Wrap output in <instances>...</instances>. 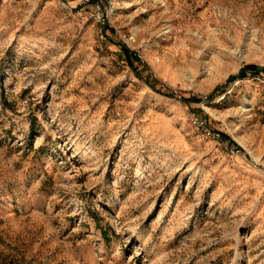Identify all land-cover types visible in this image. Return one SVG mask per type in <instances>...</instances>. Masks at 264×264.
<instances>
[{"label":"rangeland","instance_id":"1","mask_svg":"<svg viewBox=\"0 0 264 264\" xmlns=\"http://www.w3.org/2000/svg\"><path fill=\"white\" fill-rule=\"evenodd\" d=\"M0 264H264V0H0Z\"/></svg>","mask_w":264,"mask_h":264},{"label":"built area","instance_id":"2","mask_svg":"<svg viewBox=\"0 0 264 264\" xmlns=\"http://www.w3.org/2000/svg\"><path fill=\"white\" fill-rule=\"evenodd\" d=\"M194 121H195L196 123H198L199 125H201V126L204 128L205 131L210 132V130L208 129V127H206V126L204 125V122L201 121L199 118H197V117L194 118Z\"/></svg>","mask_w":264,"mask_h":264},{"label":"trees","instance_id":"3","mask_svg":"<svg viewBox=\"0 0 264 264\" xmlns=\"http://www.w3.org/2000/svg\"><path fill=\"white\" fill-rule=\"evenodd\" d=\"M256 66L255 65H248L246 67V69H252V70H255ZM244 72V71H243Z\"/></svg>","mask_w":264,"mask_h":264}]
</instances>
